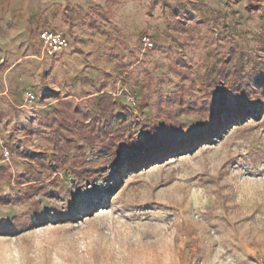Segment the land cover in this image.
I'll use <instances>...</instances> for the list:
<instances>
[{"label": "rangeland", "instance_id": "obj_1", "mask_svg": "<svg viewBox=\"0 0 264 264\" xmlns=\"http://www.w3.org/2000/svg\"><path fill=\"white\" fill-rule=\"evenodd\" d=\"M104 10L105 26L97 23L113 43L57 52L44 50L40 30L62 32L69 42L91 18L67 8L59 21L38 16L26 48L11 47L12 25L0 22V140L10 152L0 155V197L21 198L0 205V221L18 218L23 227L0 235V264H264V96L250 99L252 116L137 171H115L100 149H86L87 172L78 174L57 171L50 160L51 171L44 170L33 158L51 155L37 131H49L42 119L58 102L50 103L70 95L89 107L88 95L109 93L115 117L135 139L143 122L156 120L158 103L176 109L171 99L182 82L186 99L216 93L229 101L215 69L230 61L232 46L246 71L264 59V0H107ZM180 121L181 136L206 126L194 114ZM53 178L51 195L29 194L35 180Z\"/></svg>", "mask_w": 264, "mask_h": 264}, {"label": "trees", "instance_id": "obj_2", "mask_svg": "<svg viewBox=\"0 0 264 264\" xmlns=\"http://www.w3.org/2000/svg\"><path fill=\"white\" fill-rule=\"evenodd\" d=\"M264 38V33L262 34ZM264 50V45L262 47ZM231 59L222 63L216 74L230 90V100L211 93L208 98L186 99L188 90L182 82L174 92L171 104L176 109H164L161 103L156 106V120L152 123L145 121L142 124V138L135 139L132 134H126L124 123L115 117L116 103L109 93H98L90 98V106L85 103L65 99L42 119L44 127L49 131H40L47 136L51 144L52 153L48 157L45 153L33 155L34 160L44 169L50 170L47 161L56 166V170L70 168L76 174L87 172L85 164L86 149H100L109 153V163L115 171L120 172L124 167L127 171H137L146 165L160 161L169 155L195 147L200 142L213 138L229 124L239 122L252 116L255 108H250L249 101L254 96L260 101L264 96V59H257L249 71L237 61L244 57L233 46L230 49ZM183 69L186 63L179 62ZM171 72L179 74L175 67ZM152 81V80H151ZM147 85L150 83H146ZM194 114L206 121V126L197 133L187 132L186 125L180 121L183 115ZM0 113V120L5 117ZM162 119V124L157 120ZM31 129V126H29ZM77 151L71 158L70 153ZM40 181V183H35ZM19 185L23 182L18 183ZM56 188L53 179L46 184L43 179H37L29 185V194H52L48 186ZM21 200L19 196L13 199L8 196L0 197V205H8L13 201ZM40 218L39 215L36 216ZM20 219L13 218L11 222L0 221V235H7L14 230H22Z\"/></svg>", "mask_w": 264, "mask_h": 264}, {"label": "crops", "instance_id": "obj_3", "mask_svg": "<svg viewBox=\"0 0 264 264\" xmlns=\"http://www.w3.org/2000/svg\"><path fill=\"white\" fill-rule=\"evenodd\" d=\"M106 2L107 0H0V22H5L12 25L11 32L15 37L9 43L11 47L15 48L23 46L24 44L26 48L28 44L26 43L27 41L25 40V38L29 36L30 20L37 19L38 16H41L43 19L49 20L52 19L54 15H56V20L59 21V19H65L63 14H67L68 11L63 12V10L67 8L72 15L86 14L87 17L91 18V20L89 21V25H87L86 28L82 29V31H79V28H76L75 31L71 32L68 42L69 46L72 43H113L111 38L103 34L105 33L103 30L108 31V29H106L105 27L100 28L96 19L98 18V21L105 26V22L100 18L104 16L103 14L105 12L104 8ZM49 7L54 9V13L50 12ZM132 15L137 16L138 11L133 12ZM116 28L122 30V27L117 26ZM19 35L24 36V41L19 42L17 38ZM24 58L27 57H23L22 59ZM103 92L104 91L101 90L100 92H96L95 94ZM0 94L3 95L5 93L1 92ZM90 96L93 95H88L87 97ZM71 97L74 96L70 95L59 100H65ZM126 97L130 98L129 94H126ZM59 100L50 103V105L56 104ZM5 143L4 141L0 140V155H3L7 159H9L10 152L8 151V147L6 145L4 146Z\"/></svg>", "mask_w": 264, "mask_h": 264}, {"label": "built area", "instance_id": "obj_4", "mask_svg": "<svg viewBox=\"0 0 264 264\" xmlns=\"http://www.w3.org/2000/svg\"><path fill=\"white\" fill-rule=\"evenodd\" d=\"M38 37L47 52H57L68 44V37L64 33L49 28L40 30ZM142 41L146 46L152 45V40L147 35L142 37ZM28 97L32 98L33 96L28 94Z\"/></svg>", "mask_w": 264, "mask_h": 264}]
</instances>
